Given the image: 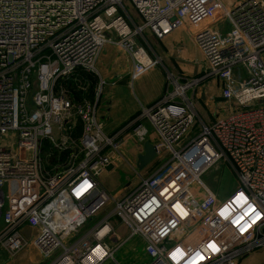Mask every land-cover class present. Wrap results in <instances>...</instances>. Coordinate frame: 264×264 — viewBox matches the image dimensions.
<instances>
[{
	"label": "built area",
	"instance_id": "2783aa9c",
	"mask_svg": "<svg viewBox=\"0 0 264 264\" xmlns=\"http://www.w3.org/2000/svg\"><path fill=\"white\" fill-rule=\"evenodd\" d=\"M124 1L134 6L140 23ZM217 1L0 0V246L5 252L14 256L29 244L25 226L38 229L31 243L45 257L61 248L51 264L65 259V264H84L99 246L105 254L92 264L115 261L116 249L133 236L143 242L139 264H238L264 248V2L226 8ZM215 8L229 29L205 26L194 34L205 61L202 76L181 83L167 73L160 99L106 132L99 113L106 81L96 68L104 46L113 44L129 57L135 79L156 62L147 42H136L145 30L162 39L185 23L217 18ZM238 67L245 76L235 77ZM82 71L96 77L92 87ZM71 75L72 95L61 84ZM206 79L217 80L221 97L234 100L237 108L195 126L198 117L187 91ZM144 121L155 134L152 144L161 161L145 177L134 168L139 185L117 199L97 177L121 156L127 138L139 137L142 153ZM43 141L57 152L58 168L46 174L40 167ZM218 161L237 182L225 198L201 179ZM108 204L111 209L86 233L64 243ZM112 217L128 230L125 239L117 237Z\"/></svg>",
	"mask_w": 264,
	"mask_h": 264
},
{
	"label": "rangeland",
	"instance_id": "374dc122",
	"mask_svg": "<svg viewBox=\"0 0 264 264\" xmlns=\"http://www.w3.org/2000/svg\"><path fill=\"white\" fill-rule=\"evenodd\" d=\"M243 1H246V0H218L217 5L219 3L221 4V2H222V4L226 8L227 7L232 8L237 3H240ZM262 1L264 2V0H262ZM124 3L126 5L127 11L130 13V15L135 19L136 22L140 23L137 11L134 8V6L129 1H124ZM212 14L218 15L217 18H211L210 17L207 19V22L211 23L213 25L212 27H214V28L216 27L220 31L226 32L229 29V24L220 16L222 14L217 10V8H215V10L213 11ZM142 39L145 40L144 42H147V46L150 49L149 50L150 54L153 57V59L156 61L155 64L150 68L159 67L162 70L163 74L165 75L166 85L168 84V80L166 77H167V73H169V72L175 76H179L180 78H182L181 83H184L186 79L199 78L202 76V74L196 75L198 72L193 73L197 77L184 76V73L179 70L181 68L177 65V62H176L177 57L176 56H174V57L173 56L172 57L167 56L164 49H160L161 56H163V58H162L157 53V51H155L156 47H158V45H156V43H155L158 41V38L154 37V35L152 33H150L149 31L145 30L142 33L141 38L138 37L136 42L141 44V42L143 41ZM111 45H112V48H114V47L117 48L115 45L110 44V46ZM155 45H156V47H155ZM158 48H160V47H158ZM114 51H115V49H114ZM101 52H100V54H101ZM152 52H154V55ZM116 53L117 52L114 53L111 50V54L113 56L119 55L118 53L117 54ZM165 60H172L173 61V63L170 65V66H172L171 69L168 68V66H165ZM96 68H97V61H96ZM150 68H148L147 70H149ZM81 74H83L85 77H87L89 79H91V77L96 78L94 76V74L91 72L82 71ZM234 75H235V77L240 78L242 76H245V72L242 71V73H240V70L238 67L237 69H235ZM70 80H72V75L70 78L63 80L61 84L64 83V86L66 87V89H68V91L72 95V83ZM204 81H205L204 85L200 86L201 83H203V82H200L193 90L188 91V92L189 93L192 92V94H194V96H195L194 103L197 107V110L199 111L200 116L202 117V119L205 122L209 123L211 121V119H214V117H217V115H218V118H221V117L225 116L227 113H229L232 110H235L237 108L234 100H224L221 97L220 91H219L220 85L217 82H211L210 81L211 83H215V85H216V87H214V89H213L215 92L213 91L212 96L210 95V93L204 92V90L206 88H209V86H211V85L207 84V83H209V82H207V80H204ZM146 86H147V88L152 89L150 84L149 85L146 84ZM135 89H136V87H135ZM188 92H187V94H189ZM197 95H198V99H197ZM78 96L79 95H76V97H78ZM102 103H103V100L101 101V104ZM257 105H259V104L256 102V104L254 106H257ZM215 114H217V115L214 116ZM196 120L197 121H195V123H194L195 126L198 125V123H199L198 122V120H200L199 117ZM144 124L146 127L150 128L147 121H144ZM76 133H79V130L76 131ZM130 140L134 144L133 148L136 149L135 151H139V147L142 144L141 143L142 140L137 136H133V138H131ZM128 145H129V143L126 146H128ZM126 146H124L120 149L121 156L118 157L117 160L113 164H111V165H109V167H107V171L102 172L97 177V180L99 182H101L102 186H104V188L109 193L114 195L117 199H122L129 192L134 190L139 185V178L137 177V175L134 172L135 158H134V155L130 156L129 154L126 153V150H125ZM39 156H40V167H41L42 173L46 174L45 172L51 173V172H54L57 170L58 165H57V163H55V158L57 156V152L53 148H51V146H49L47 141H43V146H42V149L39 153ZM161 157H162V155L156 156L154 159L151 160L152 162L150 161L149 172L153 171L152 169L160 163ZM125 158L127 159V161H124ZM118 160H120V161H118ZM128 160H130V161H128ZM136 170L143 177H145L149 173L147 170L144 171L143 169H139L137 167H136ZM201 178H202V181L204 182V184L208 187V189L211 192H213L219 198H225L237 186L235 176L231 172V169L229 168V166L227 164L223 163L222 161H218L215 164H213L202 175ZM110 209H111V204L106 205L96 215L89 218L80 227V229L76 233L72 234L69 238H67L64 241V243L66 245H68L72 242V240L81 237L84 233H86L94 225V223L98 219L103 217ZM116 220L117 219L112 217V218H110L109 222L115 228V231L119 235L120 239H124L129 234L128 230L122 224H118L117 223L118 220L117 221ZM22 234L28 240L29 244L27 246H25L21 251H19L14 256H10L0 246V264H51L53 259L58 255V253L61 252V248H58L57 251L52 253L49 257H45L40 252V250L31 243V235H34L35 231L30 230V231L23 232V230H22ZM137 239H138V237L133 238L131 241L126 242L123 246L120 247L119 250H117V252L114 255H115L116 259L119 261L118 263L115 261H111V262L108 261L105 264H131V262L133 260L136 261L137 258L139 257V255L141 254V249H142L141 246H139L137 251L132 250L134 242ZM114 245H115V243H113L112 246H114ZM38 260H40V263H38ZM139 263L140 262H138L137 264H139Z\"/></svg>",
	"mask_w": 264,
	"mask_h": 264
},
{
	"label": "crops",
	"instance_id": "0c3cea01",
	"mask_svg": "<svg viewBox=\"0 0 264 264\" xmlns=\"http://www.w3.org/2000/svg\"><path fill=\"white\" fill-rule=\"evenodd\" d=\"M205 26H213V25L209 22H203L196 26L188 25L187 23L180 25L177 29L173 30L165 37H163L162 39H158V41L155 42L156 45L160 47L158 48L155 45L156 47L155 51H157V53L161 56L160 49H164L167 56L169 57L176 56L177 65L181 68L179 70L184 73V76L197 77L196 75L203 74L205 69V61L202 56V53L197 48L194 42V34ZM111 50L114 53L117 52L119 55L113 56L111 54ZM152 53L154 55V52ZM161 57L163 58V56ZM172 63H173L172 60H165V66H168V68L170 69L172 67L170 66ZM97 70L100 76L106 81L103 90V96L101 98V101L103 100V103L100 105V109H99V113L101 116H103L104 119V125H105L104 127L106 132H112L115 129L121 127L125 122H127L129 119H131L134 115H136L139 112L140 106L151 105L152 103L160 99V97L163 95L165 90V86H166L165 75L163 74L162 70L159 67L150 68L143 74L137 76L135 79H131L132 64L129 57L123 52H121L118 48L115 47L112 48V45L110 46V44L105 45L104 48L102 49V52L97 60ZM193 73H197V74L194 75ZM206 80L207 82H209L207 84L211 86H209V88H206L204 92L206 93L208 92L212 96V93L214 91L213 89L214 87H216V85L215 83H211V82H217V80L215 79H206ZM114 81L115 83H112ZM202 82L203 83H201L200 86L204 85L205 81L203 80ZM146 84L148 85L150 84L152 89L147 88ZM187 96L191 97L194 103V98H195L194 94L190 92L189 94H187ZM197 99H198V95H197ZM194 106L196 109L197 117H199V119L206 124H210L211 122H213L215 118L218 117V115L215 114L214 116L217 115V117H214V119H211V121L207 123L200 116L195 103ZM146 129H147V135L145 137V141H150L151 143H153L156 140V137L151 126L150 128L146 127ZM130 139L131 138H127L123 142L122 147L126 146L129 143V145L125 147V150L126 153L129 154L130 156L134 155L135 158L134 164L136 168L137 167L136 159H137V155L139 154V151H135L136 149L133 148L134 144ZM124 161H127V159L125 158ZM149 163L141 169H143L144 171L147 170L149 172V168H150ZM105 171H107V167L103 172ZM151 172L152 171H150L148 174H150ZM98 183L100 186H102L101 182L98 181ZM102 187L104 188V186ZM117 223L120 224L118 221ZM110 225L113 227L111 223ZM113 229L115 231L114 227ZM22 230L23 232L34 230L35 234L38 233V229L31 228L28 226L23 227ZM115 233L117 237L120 239L116 231ZM135 237H138V239L135 240L132 250L137 251L139 246H141L142 249H141V254L137 258V260L136 261L133 260L131 264H137L138 262H142L144 258L143 242L141 237L139 236L130 237L121 245L123 246L126 242L131 241ZM115 241L116 240L114 238L111 239L110 245H113ZM120 247L116 249L114 254L117 252V250L120 249ZM113 257L115 261L118 263L119 261L116 259L115 255ZM38 263H40V260H38ZM238 264H264V248L257 249L251 252L250 254L246 255L245 257L239 260Z\"/></svg>",
	"mask_w": 264,
	"mask_h": 264
},
{
	"label": "water",
	"instance_id": "95a60500",
	"mask_svg": "<svg viewBox=\"0 0 264 264\" xmlns=\"http://www.w3.org/2000/svg\"><path fill=\"white\" fill-rule=\"evenodd\" d=\"M156 155L154 146L150 141L143 143L142 153L137 155L136 165L139 169L147 165Z\"/></svg>",
	"mask_w": 264,
	"mask_h": 264
},
{
	"label": "bare ground",
	"instance_id": "6f19581e",
	"mask_svg": "<svg viewBox=\"0 0 264 264\" xmlns=\"http://www.w3.org/2000/svg\"><path fill=\"white\" fill-rule=\"evenodd\" d=\"M202 179V178H201ZM106 229V228H105ZM105 229H103L102 231H101V233L103 232V231H105ZM104 254H105V251L99 246V247H96V249L90 254V255H88L85 259H84V261H83V263L84 264H92L93 262H95L96 260H100L101 259V257H103L104 256ZM66 259L65 260H63L61 263H59V264H65L66 263Z\"/></svg>",
	"mask_w": 264,
	"mask_h": 264
},
{
	"label": "trees",
	"instance_id": "16d2710c",
	"mask_svg": "<svg viewBox=\"0 0 264 264\" xmlns=\"http://www.w3.org/2000/svg\"><path fill=\"white\" fill-rule=\"evenodd\" d=\"M82 76H83V74H82ZM95 80H96V78L91 77V79H90V81H91V86H90V87H92V83H93V81H95Z\"/></svg>",
	"mask_w": 264,
	"mask_h": 264
}]
</instances>
